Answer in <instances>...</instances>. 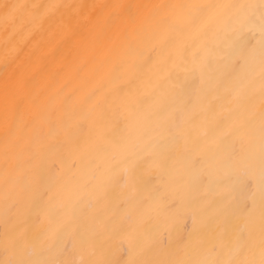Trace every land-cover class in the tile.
I'll use <instances>...</instances> for the list:
<instances>
[{
	"label": "bare ground",
	"instance_id": "1",
	"mask_svg": "<svg viewBox=\"0 0 264 264\" xmlns=\"http://www.w3.org/2000/svg\"><path fill=\"white\" fill-rule=\"evenodd\" d=\"M0 264H264V0H0Z\"/></svg>",
	"mask_w": 264,
	"mask_h": 264
}]
</instances>
